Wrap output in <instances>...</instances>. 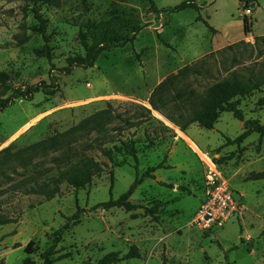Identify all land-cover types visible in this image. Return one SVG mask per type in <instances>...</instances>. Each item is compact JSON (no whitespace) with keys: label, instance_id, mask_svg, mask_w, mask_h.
Masks as SVG:
<instances>
[{"label":"rangeland","instance_id":"1","mask_svg":"<svg viewBox=\"0 0 264 264\" xmlns=\"http://www.w3.org/2000/svg\"><path fill=\"white\" fill-rule=\"evenodd\" d=\"M183 1H194L199 9L169 10ZM252 3L38 0L48 21L50 61L36 53L45 40L33 30L39 26L34 0H0V71L11 74L15 88L55 83L54 93L40 90L0 110V150L11 146V153L18 152L6 164L0 161V214L15 220L0 226V264H23L27 257L43 264L41 252L78 207L81 217L63 231L56 264H86L113 251L123 255L132 245L141 257L116 264H264V179L257 177L264 171V137L252 133L240 145L228 144L227 138L244 130L231 112L222 113L213 129L193 123L183 131L150 103L155 87L186 65L196 73L176 79L168 105L233 73H264V0ZM244 17L253 23L249 34ZM101 21L128 32L136 25L142 30L132 43L104 51L93 67L65 71L68 58L85 53L80 31ZM24 37L29 39L22 43ZM262 90L242 98L241 108L247 119L264 123ZM102 110L107 113L94 122L99 126L75 134L69 147L46 146L49 137ZM115 145L121 151L111 162L102 148ZM67 151L93 156L106 164L104 172L80 190L65 180L50 200L27 191L57 176L62 166L55 158ZM159 164L131 196L138 209L94 207L125 193L137 171ZM209 175L225 179L242 195L244 207L223 227L201 230L191 222ZM30 241L39 248L33 255L25 251Z\"/></svg>","mask_w":264,"mask_h":264},{"label":"trees","instance_id":"2","mask_svg":"<svg viewBox=\"0 0 264 264\" xmlns=\"http://www.w3.org/2000/svg\"><path fill=\"white\" fill-rule=\"evenodd\" d=\"M240 1L245 3L246 6H250L255 0ZM37 2L38 0H34L32 12L35 19L39 22V26H34L33 30L39 32L43 36L45 44L42 48L37 49L36 53L39 56L47 57L52 61V52L49 44L50 36L47 33L48 21L41 13L40 6ZM43 2L47 3L50 2V0H43ZM153 7L156 9L155 6ZM188 7L199 9V5L196 2L183 1L169 10L175 12ZM206 23L213 33L217 32V30L210 26L208 22ZM252 24L253 23L247 17H244L245 34L252 32ZM141 30L142 27L136 25L132 26L131 30L128 32V30H122L118 26L109 25V22L107 21H101L92 25L87 32L80 31L79 39L84 47L85 53L84 55H77L68 58V64L65 71L71 72L75 66L85 68L93 67L104 51L114 46L132 43L135 36L138 35ZM28 39L29 37H24L21 42H26ZM191 73H196L195 67L193 65H186L180 68L176 74L168 76L163 82L155 87L150 97V103L183 131L187 130V128L193 123H197L200 127L205 129H213L216 123H218L222 113L231 112L236 118L244 122V130L236 138H227L228 144L240 145L252 133H258L261 138L264 137V123L259 119H247L244 110L241 108L242 98L254 91H263V72H260L259 74L251 73L247 76L233 73L229 77L213 82L199 95H195L193 92L181 94L176 96V102H173L172 105H168L172 100L168 99L167 94L171 87L175 85L176 79H184ZM54 86L55 83L47 85L44 88H42L41 85H29L27 87L19 86L15 88L12 85L11 74L8 71H0V110L8 107L17 98L32 99L34 94L40 90H44L46 93H54ZM259 103L264 105V96L261 97ZM106 113V110L97 112L71 126L68 130L49 137L45 140L46 146L53 150H60L64 147H69L71 144V137L75 138V134L79 133L80 135L81 131L87 133L93 131L95 129L94 127L99 126L97 124L98 122H96V124L94 123L96 119ZM69 150H71V148H69ZM115 151L120 152L121 148L116 145L113 147L102 148V153L111 162H115ZM17 153L18 152L11 153V146L1 149V163L6 164L13 159ZM131 153L134 159L138 161L137 150L132 148ZM73 154L77 157L80 155L79 152L67 151L65 154L57 156L55 161L59 162V164L64 167H59L58 175L51 177L49 181H43L41 183L37 182L36 185L32 186L27 191L41 193L45 196L46 200H50L59 195L60 184L65 180H67L75 190H80L92 184L94 178L101 176L104 172L106 164L96 160L93 156L83 154L79 156L78 159L74 160L72 156ZM161 167L162 164H159L156 167H150L143 174H140L137 171L134 182L125 193L118 198L111 197L109 200L100 202L94 207H103L107 210L114 207H121L127 211L138 209L141 206L134 204L130 200L131 196L135 193L137 187L144 181L145 177L150 176V173ZM150 177H154V175ZM257 177L258 179H264V171L258 173ZM82 211L83 210L78 207L77 211L67 218L66 223L53 233L51 244L40 254L43 264H56V262L61 259L60 257L62 256L56 257L55 255L58 253L57 246L62 241L63 231L70 227L71 222L80 219ZM149 211L152 212V210ZM13 222H15L13 218L0 214V226ZM38 250L39 248L35 246L34 241H30L25 247V251L28 255H33L37 253ZM249 250L252 251V248L249 247ZM140 257L141 252L138 246L132 245L129 251L123 255L119 252L113 251L105 254L97 261H89L86 264H116L123 260ZM23 264H34V261L30 257H27Z\"/></svg>","mask_w":264,"mask_h":264},{"label":"built area","instance_id":"3","mask_svg":"<svg viewBox=\"0 0 264 264\" xmlns=\"http://www.w3.org/2000/svg\"><path fill=\"white\" fill-rule=\"evenodd\" d=\"M247 11L251 13L250 9ZM243 207L242 195L237 197L225 179L209 175L202 188L200 205L191 223L201 230L223 227L241 213Z\"/></svg>","mask_w":264,"mask_h":264},{"label":"water","instance_id":"4","mask_svg":"<svg viewBox=\"0 0 264 264\" xmlns=\"http://www.w3.org/2000/svg\"><path fill=\"white\" fill-rule=\"evenodd\" d=\"M252 6L254 7L255 6V3H252Z\"/></svg>","mask_w":264,"mask_h":264}]
</instances>
